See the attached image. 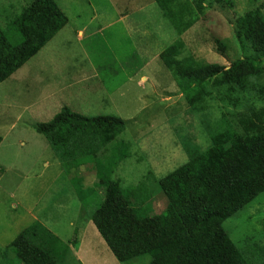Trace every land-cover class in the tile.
I'll list each match as a JSON object with an SVG mask.
<instances>
[{"label":"rangeland","instance_id":"374dc122","mask_svg":"<svg viewBox=\"0 0 264 264\" xmlns=\"http://www.w3.org/2000/svg\"><path fill=\"white\" fill-rule=\"evenodd\" d=\"M55 1L69 24L38 56L0 83V264L12 263L13 251L7 257L5 246L35 219L60 240L63 264H120L88 217L102 200L98 189L87 196V215L80 213L83 204L73 175L64 173L34 125L48 123L65 106L88 118L124 120L126 129L111 147L115 150L123 142L120 149L127 158L118 162L112 179L125 191L143 180L148 183L153 191L151 215L157 216L168 202L155 182L209 148V127L218 128L221 118L241 132L238 118L257 107V99L239 88H213L207 111L193 113L160 58L179 37L153 0ZM231 1L233 7L227 8L206 0L204 16L181 37L185 55L226 67L244 56L234 23L251 10L264 14V0ZM31 2L0 0V26L14 41L18 32L9 24ZM83 28L85 37L79 39ZM216 40L227 44L225 53ZM86 71L88 80L61 91L64 79L78 82ZM33 101L38 106L26 110ZM119 157L115 151L113 159ZM78 171L74 177L85 176L84 186L93 187L92 166ZM149 173L152 177L145 179ZM224 229L248 264H264V193L225 222Z\"/></svg>","mask_w":264,"mask_h":264},{"label":"trees","instance_id":"16d2710c","mask_svg":"<svg viewBox=\"0 0 264 264\" xmlns=\"http://www.w3.org/2000/svg\"><path fill=\"white\" fill-rule=\"evenodd\" d=\"M153 1L179 37L160 58L193 113L207 111L213 88H239L256 97L257 107L238 118L241 132L224 117L218 128L209 127L210 147L155 182L168 204L163 214L153 216L148 183L143 180L125 191L112 179L118 162L127 158L120 149L123 142L115 150L111 147L126 129L124 120L88 118L65 106L51 121L34 128L47 140L64 173L73 175L82 212L87 196L98 189L102 200L88 217L120 264H146L145 257L147 264H248L224 224L264 193V14L251 10L236 19L235 39L245 54L226 67L185 55L181 37L204 16L206 0ZM214 2L233 7L231 0ZM68 24L55 0H32L9 24L18 32L16 41L0 26V83L38 56ZM217 44L225 53L227 44ZM115 151L121 156L116 162ZM87 165L95 170L96 182L86 188V177L75 178L74 170ZM61 245L36 222L4 253L8 257L13 251L11 264H63Z\"/></svg>","mask_w":264,"mask_h":264},{"label":"crops","instance_id":"0c3cea01","mask_svg":"<svg viewBox=\"0 0 264 264\" xmlns=\"http://www.w3.org/2000/svg\"><path fill=\"white\" fill-rule=\"evenodd\" d=\"M123 18H126V17H123ZM86 31H87V29H85V28H83V29H80L79 31H78V36H79V39H84V37H85V33H86ZM77 32V31H76ZM48 46V45H47ZM46 46V47H47ZM15 75V74H14ZM59 80H60V78H59ZM79 81L77 82V81H73V80H69V79H64V81H63V87H62V89H61V91H63V90H66V89H71L72 87H73V85L74 84H78V83H83L85 80H88V75H87V71H86V73H83L82 74V76L78 79ZM48 84V83H47ZM34 85V84H33ZM54 85H56L55 83H52V86H54ZM38 88H42V87H38ZM51 88V87H50ZM38 106V104L35 102V101H33V102H30V103H27V105H26V107H25V109L26 110H28V109H31V108H33V107H37ZM36 115H39L40 114V110H38V112L37 113H35ZM29 214H31L32 215V211H29L28 212ZM80 213H82V208H81V212ZM81 215V214H80ZM37 219H35V221L32 223V224H34V223H36V222H39V221H36ZM32 224H30V226L32 225ZM78 231V230H77ZM11 244V243H10ZM6 246H8V245H6ZM5 246V247H6Z\"/></svg>","mask_w":264,"mask_h":264}]
</instances>
